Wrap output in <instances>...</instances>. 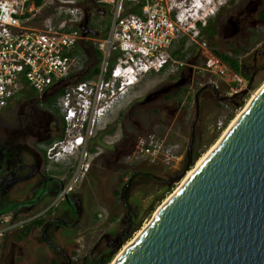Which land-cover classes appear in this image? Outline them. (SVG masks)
<instances>
[{"label": "built area", "instance_id": "1", "mask_svg": "<svg viewBox=\"0 0 264 264\" xmlns=\"http://www.w3.org/2000/svg\"><path fill=\"white\" fill-rule=\"evenodd\" d=\"M57 1L63 21L75 27H24L27 0H0V110L29 89L39 98L57 94L62 134L45 145L44 154L69 174L52 203L75 191L87 177L102 152L91 141L103 135L114 112L130 101L133 88L148 74L174 75L188 67L189 89L194 78L201 77L219 96L237 103L247 88L246 78L206 48L205 41L197 49V63L174 55L182 40L184 52L186 41L198 38L210 17L208 12H196L200 0H94L102 11L108 10L111 21L104 33L85 36L78 24L85 12L91 13L86 0ZM90 59L95 62L89 68ZM163 147L151 135L142 136L135 143L134 157L156 162ZM31 218L14 219L0 212V241Z\"/></svg>", "mask_w": 264, "mask_h": 264}, {"label": "rangeland", "instance_id": "2", "mask_svg": "<svg viewBox=\"0 0 264 264\" xmlns=\"http://www.w3.org/2000/svg\"><path fill=\"white\" fill-rule=\"evenodd\" d=\"M200 1L201 6L197 7L196 12L198 14L203 11L208 12V16H211L220 2L228 0ZM242 1L236 0V3ZM85 4L91 8V13L88 14L89 26L100 34L104 33L111 21L108 10L104 8L105 11H102L100 7H96L94 0H86ZM27 5L22 9V13H25L23 16L24 27L39 30L59 26L64 29L75 27L69 20L63 21L58 12L61 5L57 0H43L38 7L34 6L30 0ZM193 39L189 38L186 41L184 53L187 60L194 64L199 62L197 49L198 47L204 46V43L196 36H193ZM205 43L207 45L206 48L211 49L207 44L208 42L205 41ZM94 62L95 59L88 60L87 66L90 68V65L94 64ZM180 78H183L182 86L186 85L188 88L190 86L188 84L190 81L188 67L179 69L178 73L174 75L157 72L150 73L133 88L130 100H138L142 97L144 98L145 95L146 98L151 94L154 96L155 91L161 90ZM245 78L248 83L247 77ZM202 80L204 79L201 77L194 78L191 90L194 91L206 84ZM263 83L264 69L255 76L247 93L238 99L237 105L219 103L214 99L213 94L205 91L202 93L201 97H199V115L195 125L198 129L197 132L202 130L205 138L202 139L201 143L197 142L195 147H193L192 157L194 153L197 156L196 160L192 162L190 158V162L188 160L186 161V149L191 136V125L195 114L193 111L194 108H191V112L187 116L172 119L170 116H166L170 106L159 117L154 106L146 105L135 115L133 120L136 123L126 128L124 127L126 126L125 120L120 116L113 122L117 117V112H114L111 119L115 118L112 120L115 130L112 133L98 135L91 141V145L98 144L104 153L102 154L101 152L102 155L100 154L101 156L99 155L97 157L89 174L75 190V195L82 198L84 211L78 229L74 232L77 233L75 236H78L77 243L74 244V240L70 241L71 237L69 235L71 234L65 235L66 238L69 237L66 241L65 248L69 251L73 250V252L79 255L92 250L94 247L100 249L104 244L111 242L110 240L115 234L116 228L119 227L120 222L125 218V214L130 207L131 211L138 212L139 216L137 217L135 225L123 235L122 239L124 240L113 243L112 251L108 255V257H112L107 263L112 264L122 247L127 242H130L143 225L152 219L157 208L177 189L183 177L195 166L196 162L205 156L211 147L217 143L223 132L228 128L238 113L243 110L253 94L258 91ZM25 98L22 97L21 99V96H16L14 101L17 104L16 106ZM176 98L184 99V95L179 92ZM167 103L173 104L171 101ZM118 121H120V124ZM218 122H221L220 127L218 126ZM119 127L124 133V136L120 138L118 137ZM148 135L154 137V140L163 142L164 146L159 160L157 159L153 163L150 161H137L133 152L136 139ZM108 150H111V152ZM166 156L169 158L166 159ZM47 169L51 174L62 176L68 174L53 163H49ZM183 171H185L184 175L179 178ZM132 173H137V175L132 183L121 192L123 177H129ZM170 180L173 181L167 187L166 183ZM53 200H51V203ZM47 205L42 204L34 212L21 216V218L39 215ZM16 234L17 232L15 231L9 234L7 238L8 242L6 243V252L4 255L6 263L9 262L10 258L8 259V257L12 252L16 256L15 260H22L23 264H42L50 260L53 253H50L41 240H39L38 228L31 229L26 237L21 236L23 238H17ZM12 241L13 245L10 243ZM11 249H14V251H11Z\"/></svg>", "mask_w": 264, "mask_h": 264}, {"label": "flooded vegetation", "instance_id": "3", "mask_svg": "<svg viewBox=\"0 0 264 264\" xmlns=\"http://www.w3.org/2000/svg\"><path fill=\"white\" fill-rule=\"evenodd\" d=\"M94 9L97 10L95 7ZM202 30L207 33L208 46L212 50H217L219 54L227 56L238 67L240 74L247 79L252 78V84L255 76L264 69V0L220 2ZM204 91L213 94L217 102L231 105L221 100L222 97L217 94L215 88L207 84L192 91L186 85L176 86L172 82L155 91L154 96L151 94L146 99L145 95L144 98L130 100L123 109H120L121 111H118L119 113L117 112L113 122L120 116L125 120V128L134 125L135 115L146 105L154 106L159 117L170 106L166 116L172 119L185 117L191 112V108H194L195 114L191 125L193 145L197 142L201 143L205 134L202 130L197 132L195 125L198 118L195 98L197 96L199 103V97ZM179 92L184 95V99L176 98ZM54 95L56 94H45L39 98L29 89L21 96V99L26 98L18 106L13 99L0 110V211L18 218L34 212L42 204H48L39 215L24 221L4 235L0 242V264H23L22 260H15L14 252L8 257L9 262H5L7 238L15 231L17 238L26 237L28 232L35 228H38L39 240L50 253H53L50 260L42 264H101L111 253L113 243L121 241L123 235L135 225L139 216L138 212L131 211L129 207L125 218L116 228L111 242L104 244L100 249L94 247L79 255L65 248L69 237H71L70 241L74 240L73 243H77L78 236H75L77 233L74 232L78 229L84 210L82 198L75 195L76 191L51 203L63 188L69 174L67 169H62L58 165L56 166L59 169L68 173L66 176L49 173L47 165L50 162L44 154L45 145L60 138L62 134V122L53 101ZM168 101L173 104L167 103ZM113 119L110 120L107 128L114 125ZM122 136L124 133L119 127L118 137ZM168 158L166 156V159ZM136 175L137 173H132L129 177H123L121 192L132 183ZM26 230H28L27 234H23ZM65 235L69 237L66 238ZM10 243L13 245V241Z\"/></svg>", "mask_w": 264, "mask_h": 264}, {"label": "water", "instance_id": "4", "mask_svg": "<svg viewBox=\"0 0 264 264\" xmlns=\"http://www.w3.org/2000/svg\"><path fill=\"white\" fill-rule=\"evenodd\" d=\"M88 17L85 12L78 24L83 36L97 34ZM251 82L250 77L242 94ZM195 103L198 116L197 96ZM193 143L191 135L188 162L196 160ZM114 264H264V86Z\"/></svg>", "mask_w": 264, "mask_h": 264}, {"label": "bare ground", "instance_id": "5", "mask_svg": "<svg viewBox=\"0 0 264 264\" xmlns=\"http://www.w3.org/2000/svg\"><path fill=\"white\" fill-rule=\"evenodd\" d=\"M200 7V6H199ZM264 83L261 85V87L258 89V91L253 94V96L251 97V99L249 100V102L247 103V105L243 108L242 111H240L238 113V115L233 119V121L231 122V124L228 126V128L223 132V134L221 135L220 139L217 141V143L215 145H213V147H211V149L205 154V156H203L201 159H199L195 166L189 170L187 172V174L183 177V179L181 180L179 186L177 187V189L163 202V204L161 206H159L157 208V210L155 211V213L153 214L152 219L154 218V216L156 215L157 211L179 190V188L185 183V181L191 176V174L196 170V168L209 156V154L216 148V146L220 143V141L222 140V138L225 136V134L228 132V130L236 123V121L238 120V118L241 116V114L246 110V108L249 106V104L251 103V101L255 98V96L258 94V92L261 90V88H263ZM21 217H18L16 219H19ZM25 218V217H22ZM151 219V220H152ZM151 220L149 222H147L146 224L143 225V227L136 233L135 237L130 241L127 242L122 249L119 251L117 257L115 258V260L113 261L112 264L115 263L116 259L124 252V250L127 248V246H129L130 244H132L137 238L138 236L142 233V231L149 225V223L151 222Z\"/></svg>", "mask_w": 264, "mask_h": 264}, {"label": "trees", "instance_id": "6", "mask_svg": "<svg viewBox=\"0 0 264 264\" xmlns=\"http://www.w3.org/2000/svg\"><path fill=\"white\" fill-rule=\"evenodd\" d=\"M29 1H30V0H27L26 3L28 4ZM31 1H33L34 6H37V7L40 6L41 3L43 2V0H31ZM90 9H91V8H90ZM198 38H199L201 41H207V42L209 43V39H208V36H207V33H206L205 30H202V29L200 30L199 35H198ZM183 44H184V40H182V41L179 43V46H180V47H178V49L174 52V55L179 56V57H183V56L185 55V53H184L185 51H184V52L181 51ZM214 52H215L218 56H220L223 60L227 61V62H228V63H229V64H230V65H231L236 71L239 72L238 67H237L233 62H231L227 56H224V55L219 54V52H218L217 50H215V49H214ZM96 55H97V57L99 58V53H98V52H96ZM95 71H96V68L93 69V72H92V73H94ZM159 73H162V72L159 71ZM86 76H89V75L87 74ZM56 98H57V95H54L53 101H55ZM169 98H170V97H169ZM167 99H168V97H167ZM113 131H114V125H113L112 127H110V128H107V129L104 131V133H112ZM60 136H61V134H60ZM60 136H59V137H60ZM0 212H1V211H0ZM27 231H28V230L24 231L23 234H27ZM121 240L123 241L124 239H121ZM112 255H113V254H112ZM111 257H112V256H110V257L107 256V257L101 262V264H107V263L110 261Z\"/></svg>", "mask_w": 264, "mask_h": 264}]
</instances>
